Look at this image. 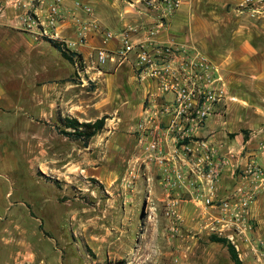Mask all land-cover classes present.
Segmentation results:
<instances>
[{
	"label": "rangeland",
	"instance_id": "rangeland-1",
	"mask_svg": "<svg viewBox=\"0 0 264 264\" xmlns=\"http://www.w3.org/2000/svg\"><path fill=\"white\" fill-rule=\"evenodd\" d=\"M64 1L0 0V264H221L211 240L218 236L191 194H181L179 233L165 217V173L143 161L136 142L148 98L141 81L130 65L100 63L97 51L104 47L86 46L93 33L104 44L108 29L97 15L121 1L72 0L78 11L69 15ZM52 3L60 4L63 17L55 24L47 18ZM92 20L98 28L82 38L77 23ZM49 39L79 53L81 65ZM59 117L104 118V126L84 144L66 134L74 130ZM250 129L254 135L246 142ZM260 129L227 130V139L241 134L237 174L252 159L263 168ZM261 201L251 209V240L264 249ZM183 206L191 211L188 221ZM184 231L198 247L191 253L176 240ZM242 245L239 253L233 248L241 264H264V252L259 258Z\"/></svg>",
	"mask_w": 264,
	"mask_h": 264
},
{
	"label": "built area",
	"instance_id": "built-area-1",
	"mask_svg": "<svg viewBox=\"0 0 264 264\" xmlns=\"http://www.w3.org/2000/svg\"><path fill=\"white\" fill-rule=\"evenodd\" d=\"M182 1L138 0L137 3L141 13L154 16L162 25ZM240 7L251 13L260 12L264 10V0H241ZM84 10L90 12L91 7L86 5ZM47 18L51 24L62 20L60 4L50 5ZM77 26L80 36L85 38L88 30L98 28V23L79 21ZM137 30L136 26L117 32L105 30L103 40L119 41L116 53L119 57L135 52L133 71L148 87L147 104L140 114L135 136L143 161L161 166L165 173L164 214L171 230L179 233L176 224L182 220V213L178 207L185 191L191 194L190 199L199 207L212 232L226 238L238 253L243 250V243L245 249L260 258L259 253L263 254L264 249L251 240V209L264 188V169L252 159L242 163V170L237 174L236 167L243 162L241 150L224 153L197 135L225 99L218 66L201 52L184 45L157 44L143 37L134 39ZM155 31L145 32L150 35ZM109 55L106 49H98L97 60L105 63ZM168 142L171 143L169 151L164 149ZM261 148L264 150V140ZM228 167H231L233 184L220 196L217 182Z\"/></svg>",
	"mask_w": 264,
	"mask_h": 264
},
{
	"label": "crops",
	"instance_id": "crops-1",
	"mask_svg": "<svg viewBox=\"0 0 264 264\" xmlns=\"http://www.w3.org/2000/svg\"><path fill=\"white\" fill-rule=\"evenodd\" d=\"M120 1L117 4L111 3L102 16L97 15L108 30L117 32L127 26H136L138 30L133 35L134 39L143 37L157 44L184 45L201 52L218 66L223 79L225 99L217 105L212 119L207 120L197 133L199 137L224 153L227 150L237 152L241 134L234 136L233 140L227 139V130H235L241 125L247 128L259 125L260 136L264 140V10L251 13L240 7L241 0H183L177 11L161 25L154 16L140 12L138 0ZM64 5L68 15L78 11L73 9L72 0H65ZM62 28L64 29L63 26ZM147 29L156 31L146 35ZM100 37L98 33H93L86 46L89 49L104 47L110 54L107 62L130 65L133 71L135 52H129L127 57H119L116 54L120 48L119 41L111 39L103 41V44ZM141 83L143 90L147 91V85ZM152 92L155 93V90L152 89ZM250 130V137L246 142L253 138L254 130ZM170 148L171 143L168 142L164 149L169 151ZM260 162L264 169V156L260 158ZM230 169L228 167L217 182L220 196L233 184ZM258 200H262L264 205V188L256 202ZM185 209L183 206V219L188 221L191 211L189 213ZM189 232L184 231L181 236L176 237L185 253H191L196 247L193 234ZM214 243L219 263L231 264L224 243Z\"/></svg>",
	"mask_w": 264,
	"mask_h": 264
},
{
	"label": "trees",
	"instance_id": "trees-1",
	"mask_svg": "<svg viewBox=\"0 0 264 264\" xmlns=\"http://www.w3.org/2000/svg\"><path fill=\"white\" fill-rule=\"evenodd\" d=\"M49 41L52 43V45L58 49L63 56H65L66 58L70 59V60H74L73 58L76 57L78 58L80 65H81V55L79 53H66L59 42H57L55 39H49ZM60 121L62 122V124L65 127H70L73 128L74 131L72 132H66V134L74 136L76 138H79L80 140H82V142L84 144H87L90 139L99 131L103 128L104 126V118H99L96 119L93 122H79L77 119L75 118H62L59 117ZM65 132V131H62ZM211 240L213 241H221L223 243H225L224 239L218 238L216 236H211ZM227 249L229 252V256L231 258V260L235 263V264H241L240 260L237 257V253L236 251L233 249V247L231 245H227ZM93 264H123L121 262H113V261H109V260H104L102 262H95Z\"/></svg>",
	"mask_w": 264,
	"mask_h": 264
}]
</instances>
